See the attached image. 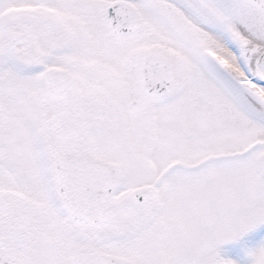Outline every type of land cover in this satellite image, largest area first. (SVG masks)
Wrapping results in <instances>:
<instances>
[{
    "label": "snow or ice",
    "instance_id": "1",
    "mask_svg": "<svg viewBox=\"0 0 264 264\" xmlns=\"http://www.w3.org/2000/svg\"><path fill=\"white\" fill-rule=\"evenodd\" d=\"M0 264H264V0H0Z\"/></svg>",
    "mask_w": 264,
    "mask_h": 264
}]
</instances>
